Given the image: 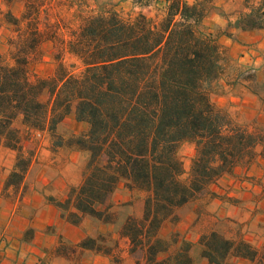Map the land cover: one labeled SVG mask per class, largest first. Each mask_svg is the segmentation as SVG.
I'll return each mask as SVG.
<instances>
[{"label":"trees","instance_id":"trees-1","mask_svg":"<svg viewBox=\"0 0 264 264\" xmlns=\"http://www.w3.org/2000/svg\"><path fill=\"white\" fill-rule=\"evenodd\" d=\"M213 1L170 0L159 20L113 10L86 18L68 43L69 54L82 66L77 74L59 65L52 77L31 80L30 57L43 36L36 19L25 18L32 34L9 41L10 51H1L0 39V147L16 153L5 188L19 186L32 159L14 122L21 117L29 128L45 127L54 135L58 121L74 106L75 119L86 124V131L70 137L67 146L85 154L86 163L81 183L69 188L66 199H49L59 217L73 226L84 219L116 225L119 212L110 199L119 185L144 194L142 215L126 216L117 232L86 235L77 244L61 237L57 250L66 256L92 253L118 264L120 240H125L130 254L141 255L135 264H192L187 241L162 257L176 244L175 237L162 236L163 224L174 222L178 209L223 176L264 159V129L238 124L212 100L224 92L219 82L230 66L218 42L230 34L203 25ZM8 15V23L20 30L22 21ZM263 17L264 9H256L232 27L245 30ZM241 79L250 82L264 107L258 90L264 84L254 74L239 72L229 85ZM47 88L49 108L39 101ZM184 143L195 148L186 179L179 156ZM196 244L207 264H264V244L260 251L215 230Z\"/></svg>","mask_w":264,"mask_h":264},{"label":"crops","instance_id":"crops-1","mask_svg":"<svg viewBox=\"0 0 264 264\" xmlns=\"http://www.w3.org/2000/svg\"><path fill=\"white\" fill-rule=\"evenodd\" d=\"M169 1L77 0V4H85L95 12L106 3L117 11L150 10L157 14L165 13ZM64 2L71 3V0ZM213 6L217 12L207 15L203 25L209 29L218 27L220 31L230 34L222 35L218 39L219 44L227 51L230 66L219 82L225 95L219 98V104L216 105L231 115V109H256L252 111L254 113L251 119L255 118L264 124L261 99L253 94L250 82L241 79L236 85H229L239 72H252L256 81L264 84V17L259 25L245 30L232 27L239 17L247 16L256 9H264V0H214ZM37 155L38 151L32 164L39 159ZM26 179L14 189V193L11 188H5L6 178L0 180V264H116L110 257L103 255L85 253L80 259H76L69 255L70 253L66 256L57 250L63 246L61 237L77 244L88 235L81 224L73 226L61 219L57 208L49 200L53 198L63 201L66 199V185H78L79 181L36 178L29 188H25ZM119 186L123 187L122 184ZM210 186L213 190L207 199V211L219 220L224 219L236 224L241 229L245 241L256 243L259 240L260 245H263L264 159L257 158L249 167L237 168L233 174L223 176ZM125 191L130 195L131 192L126 189ZM112 196L116 210L119 213L124 211L127 204L118 200L119 197ZM98 226L101 233L114 232L116 229L115 225ZM128 258L129 255L125 253L123 260L118 264H128Z\"/></svg>","mask_w":264,"mask_h":264},{"label":"rangeland","instance_id":"rangeland-1","mask_svg":"<svg viewBox=\"0 0 264 264\" xmlns=\"http://www.w3.org/2000/svg\"><path fill=\"white\" fill-rule=\"evenodd\" d=\"M77 3V0H71V3L64 2V0H0L1 51L3 53L10 51L12 47L9 46V41L16 40L19 36H24V38L30 37L32 33L30 29H26V19H36L38 28L43 36L36 52H33L34 54L30 57L29 75L31 80L52 77L59 65H63L68 72L77 74L82 70V66L75 57L69 54L68 43L78 33L82 22L86 18L108 10L116 11L124 17H133L138 13H144L156 20L161 19L165 14L163 12L156 14L152 11L150 12V10L147 12H143L142 10L117 11L106 3L95 12L93 8L85 4L83 6L78 5ZM216 12L217 10L212 3L207 15L210 16ZM9 13L22 21L19 26L20 30H17L8 23L10 20ZM205 28L207 27L205 26ZM209 30L216 33L221 29L214 27ZM250 74L253 73L251 72ZM258 90L264 98V87H259ZM223 95H225L224 92L214 94L212 96L213 102L219 104L218 100ZM39 101L45 107H50L52 95L49 88L41 93ZM250 105L252 106V104ZM252 111H256V109H252ZM252 111H249V109H243L242 111L231 109L233 115L228 113L235 122L247 127L249 130H254L255 128L264 129L263 123H259L255 118L251 119V115L254 113ZM26 124L19 117L13 125L20 132L24 152H30L32 155L30 167L24 176V178H27L25 188H29L36 178H64L65 180L67 179L73 182L79 181L80 184L84 174L86 155L68 147L67 143L70 137L85 132L86 124L76 121L74 106H72L69 114L58 121L54 135H50L45 127L42 130H37L29 128ZM58 142H61L62 145L59 146L57 144ZM37 151L39 159H36L32 164ZM194 153L195 148L191 143H184L179 149V156L183 161L184 167L183 179L187 177ZM15 161L16 153L0 147V180L8 177L14 167ZM255 161L256 159L252 164ZM15 181L14 179L11 182L14 183ZM21 183H23V180ZM71 186H77V184L70 183L66 185L64 189L66 196ZM8 188H11L13 192L18 187ZM211 190L213 188L209 186L205 191L195 196L189 203L178 209L174 222L169 220L163 224L161 230L162 236L167 239L176 238V244L170 248L167 254L162 255L163 258L176 252L181 247V243L187 241L191 243L189 255L191 256L192 264H207L198 257V246L196 243L201 235L212 230L219 232L227 238L235 240L239 238L244 239L241 229L236 224L224 219L219 220L207 211V199L211 194ZM125 192V189L119 186L113 195L119 197L118 200H122L123 203L127 204L124 211H121L117 216L116 229L113 233L117 232L118 225L122 223L126 216L129 215L138 218L142 215L144 194L136 192L127 195ZM110 201L114 208L117 209L112 199ZM81 225L88 235H95L99 232V224L88 219L86 221L83 220ZM250 244L260 251L263 248L259 240L256 243ZM125 253L129 255L128 264H133V261L136 263V260H141L139 253L130 254L128 252L127 242L120 240V249L118 251L120 262L123 260ZM232 262L234 264H249L244 260H235Z\"/></svg>","mask_w":264,"mask_h":264}]
</instances>
